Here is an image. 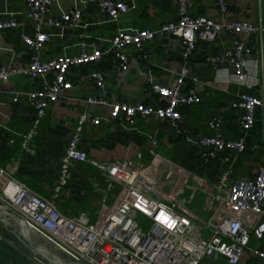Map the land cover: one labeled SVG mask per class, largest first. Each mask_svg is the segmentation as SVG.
Instances as JSON below:
<instances>
[{
	"label": "built area",
	"instance_id": "2783aa9c",
	"mask_svg": "<svg viewBox=\"0 0 264 264\" xmlns=\"http://www.w3.org/2000/svg\"><path fill=\"white\" fill-rule=\"evenodd\" d=\"M189 3L190 0H177L176 18L156 27L114 33L105 49L94 46L89 51L48 59L33 54L25 67L1 66L0 83L18 73L32 80L41 79L39 87L26 92V100L35 113L33 123H36L48 103L73 86L67 77L72 66L97 61L104 53H110L117 69L124 71L129 68L127 47L133 46L144 54V43L154 36H176L181 41V63L174 83L164 85L152 80L148 83V88L163 100L162 103L111 101L101 92L88 95L86 103L106 106L113 120L121 117L129 122L137 114L152 115L169 120L178 131L182 117L180 107L200 100L194 89H184L187 78L195 79L190 74L189 64L197 40H214L223 32L230 35V45L206 54L205 59L213 65L230 67L238 83H245L249 53L254 52L260 67L264 62V22L260 16L255 20L229 16V0H215L219 16L191 14ZM26 6L33 33L21 35L29 48L35 50L49 40L44 30L46 24L75 27L81 21L79 7L56 16L51 12L52 0H26ZM97 7L113 18L129 9L124 0H98ZM17 23L15 18H9L1 20L0 27ZM49 73L51 80L47 79ZM90 77L102 91L104 70H94ZM18 100L17 96L13 97V101ZM229 103L243 109L238 123L242 130H248L254 123L256 107L264 106V99L242 93ZM218 120L216 116L210 118L209 127L218 125ZM98 122L99 118L92 113L80 114L68 135L61 156L60 179L51 197L31 188L0 164V222L27 243L30 239L36 244L40 264H241L244 254L264 261V247L251 239H258L260 231L264 230V164H257L252 176L230 181L224 172L217 184L209 185L172 174L170 158L152 149L156 166L133 160L98 161L88 158L79 146L86 123ZM34 133L35 129L30 128L22 135L23 147L29 146ZM190 140L202 148L201 155L205 158L222 150L240 153L246 148L242 138H227L218 132L190 137ZM81 161L95 166L105 180L102 188L95 183L96 188L104 192L92 220L81 213L61 211L55 201L69 179L70 168ZM198 188L206 193L200 203L206 213L202 217L193 214ZM107 192L113 193L110 201L104 195ZM139 215L149 220L147 230L139 225Z\"/></svg>",
	"mask_w": 264,
	"mask_h": 264
},
{
	"label": "crops",
	"instance_id": "0c3cea01",
	"mask_svg": "<svg viewBox=\"0 0 264 264\" xmlns=\"http://www.w3.org/2000/svg\"><path fill=\"white\" fill-rule=\"evenodd\" d=\"M98 0H52L51 12L59 16L62 11L79 7L81 21L75 27L67 24L45 25L49 40L39 50L29 48L22 33L32 35L33 22L26 15V0H0V21L15 18L17 25L0 27V67H25L33 54L43 59L58 55L78 54L94 46L105 49L108 39L118 31L153 28L176 18L177 0H124L129 9L113 18L100 12ZM229 16L256 19L264 22V0H229ZM191 14L219 16L215 0H190ZM230 35L224 33L214 40H197L189 70L195 77L186 79L185 90L194 89L200 100L180 107L182 112L178 131L167 119L137 114L126 122L121 117L111 119L106 106L87 105L88 95L101 92L107 99L129 103H162L163 100L148 88L152 80L164 85L174 83L181 63V41L176 36H154L143 45L145 53L133 46L126 48L129 68L119 70L110 53L97 61L72 66L67 77L73 86L61 97L50 101L38 121L34 109L26 100V92L41 85V79H30L23 73L0 83V164L12 170L14 176L45 196L51 197L60 179L61 156L67 138L81 113L87 111L99 118L97 124L86 123L79 146L88 158L98 161L124 160L156 166L150 149L165 155L171 161V173L198 184H217L224 172L228 180L246 178L254 174L257 164H264V106H257L254 123L242 130L238 119L243 111L230 105V100L242 93L264 99V62L260 67L254 52L247 55L245 83L234 79L232 69L206 61L213 54L230 45ZM104 70L105 84L101 90L90 77V72ZM52 79V74H47ZM257 80V81H256ZM17 96L18 101H13ZM216 116L218 125L209 127L208 120ZM35 129L29 146H22V135ZM237 139L246 144L244 151L222 150L207 158L202 148L190 137L214 133ZM154 140L155 143H151ZM104 176L87 161L77 162L70 168L69 179L55 201L59 209L69 214L83 210L92 220L103 195ZM112 192L104 195L108 201ZM206 193L197 190L193 214L206 216L200 204ZM62 201V202H61ZM191 206V207H192ZM264 220V217H263ZM261 236L251 237L264 247ZM0 264H40L37 247L33 248L14 231L0 222ZM202 264H206L203 262ZM241 264H264L257 256L244 254Z\"/></svg>",
	"mask_w": 264,
	"mask_h": 264
},
{
	"label": "rangeland",
	"instance_id": "374dc122",
	"mask_svg": "<svg viewBox=\"0 0 264 264\" xmlns=\"http://www.w3.org/2000/svg\"><path fill=\"white\" fill-rule=\"evenodd\" d=\"M62 202V201H61ZM200 205V204H198ZM78 213H81L83 214V210H78L76 211ZM95 215V214H94ZM138 222H139V225L144 229V230H147L148 229V226H149V220L142 216V215H139L138 218H137ZM41 243H46L44 240H40ZM49 248L53 249L54 251L58 252V250H55L52 246H48ZM52 260H54L53 258H51ZM47 261V263L49 262L48 259H45ZM50 264V263H48ZM223 264V263H222Z\"/></svg>",
	"mask_w": 264,
	"mask_h": 264
},
{
	"label": "water",
	"instance_id": "95a60500",
	"mask_svg": "<svg viewBox=\"0 0 264 264\" xmlns=\"http://www.w3.org/2000/svg\"><path fill=\"white\" fill-rule=\"evenodd\" d=\"M28 242H29V244H30L31 246H33V248H36V244H35L32 240L28 239ZM37 251H39V250H37ZM39 252H40V251H39Z\"/></svg>",
	"mask_w": 264,
	"mask_h": 264
},
{
	"label": "trees",
	"instance_id": "16d2710c",
	"mask_svg": "<svg viewBox=\"0 0 264 264\" xmlns=\"http://www.w3.org/2000/svg\"><path fill=\"white\" fill-rule=\"evenodd\" d=\"M2 138H3V136L1 135V136H0V139H2Z\"/></svg>",
	"mask_w": 264,
	"mask_h": 264
}]
</instances>
